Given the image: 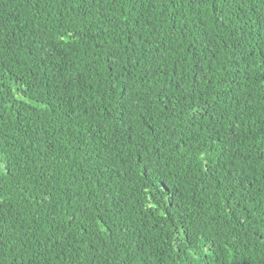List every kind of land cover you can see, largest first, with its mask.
<instances>
[{
    "label": "trees",
    "instance_id": "16d2710c",
    "mask_svg": "<svg viewBox=\"0 0 264 264\" xmlns=\"http://www.w3.org/2000/svg\"><path fill=\"white\" fill-rule=\"evenodd\" d=\"M0 264H264V0H0Z\"/></svg>",
    "mask_w": 264,
    "mask_h": 264
}]
</instances>
